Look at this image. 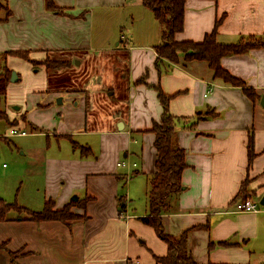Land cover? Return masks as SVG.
<instances>
[{
  "label": "crops",
  "instance_id": "1",
  "mask_svg": "<svg viewBox=\"0 0 264 264\" xmlns=\"http://www.w3.org/2000/svg\"><path fill=\"white\" fill-rule=\"evenodd\" d=\"M54 2L60 11L48 9L45 0H7L11 15L0 21V52L26 50L34 60L60 52L75 64L78 56L89 63V77L92 73L95 80L88 86L89 105L82 98L61 97L55 89L59 93L37 101L29 114L26 105L10 115L19 116L14 127L26 131L21 136L29 135L31 122L40 130L31 129V135L45 137V145L29 151L28 174L41 181L34 194L56 207L76 195L79 203L72 211L81 218L70 224L0 221V242H6V249L0 246V264H161L155 256L167 254L168 244L141 220L149 213L146 194L156 169L151 128L164 111L157 87L171 96L170 113L186 118L176 121L175 137L185 150L183 189L175 208L161 215L165 232L176 238L186 233L196 264H264V46L220 59L254 88L257 96L251 98L242 87L214 76L205 60L186 61L181 55L179 63L164 59L156 65L162 24L143 0ZM221 16L218 41L264 39V0H186L184 26L176 38L201 41ZM8 66L18 75L10 80L9 93L22 74L36 79L33 73L39 71L43 87L48 82L44 64L35 68L9 55ZM118 80H125V95L104 111L100 90L116 87ZM121 160L130 169L118 165ZM244 197L257 200L261 209L237 211L235 202ZM8 250L20 255L12 259Z\"/></svg>",
  "mask_w": 264,
  "mask_h": 264
},
{
  "label": "trees",
  "instance_id": "2",
  "mask_svg": "<svg viewBox=\"0 0 264 264\" xmlns=\"http://www.w3.org/2000/svg\"><path fill=\"white\" fill-rule=\"evenodd\" d=\"M46 7L52 11H60L54 0H45ZM186 0H143L146 7L152 10L157 20L162 24V40L155 45L158 54L156 65L166 59L179 63L181 55L183 60H205L214 72V76L221 78L224 82L240 86L251 98L257 96L254 88L247 86L246 82L230 73L220 62V59L227 54L244 53L252 48L264 46V39L256 36H249L247 39H240L235 43H222L217 39V27L222 17L216 20L214 29L207 33L203 40H178L176 34L184 26V8ZM11 15L7 0L0 1V21L6 20ZM9 55H17L28 60L37 68L44 64L49 73L50 87L52 82L60 80L52 72L60 67H68L70 60H34L26 50H9L0 52V100L7 96V88L10 82L12 70L8 66ZM52 88V87H51ZM158 97L163 105V114L159 122H155L151 131L155 133V147L157 151L156 169L149 176V189L147 191V202L149 213L141 217V220L152 226L157 234L167 242L168 252L163 256H155L161 264H196L188 251L186 233L176 238L167 234L164 230L161 215L173 210L177 203L178 194L183 189L181 175L187 166L185 161V150L175 142L177 134L176 121L185 120L183 117H176L169 111L168 104L171 96L165 94L159 87ZM4 110L0 109V118H5ZM201 118V116H198ZM198 118V119H199ZM31 129L38 131V126L29 122ZM40 131V130H39ZM253 138L249 143V159L253 158ZM89 150V148H87ZM89 152V151H88ZM79 201L70 200L62 207H56L53 200H48L41 210H34L27 206L18 204L17 201L8 202L0 197V221L21 218L22 220H59L66 224L81 218V215L72 211V207ZM11 211H16L17 216H10ZM221 244L226 242H220ZM0 246L6 249V242H0ZM11 258L20 255L19 252L8 250Z\"/></svg>",
  "mask_w": 264,
  "mask_h": 264
},
{
  "label": "rangeland",
  "instance_id": "3",
  "mask_svg": "<svg viewBox=\"0 0 264 264\" xmlns=\"http://www.w3.org/2000/svg\"><path fill=\"white\" fill-rule=\"evenodd\" d=\"M69 58L73 59L72 56H64L60 52H47L42 58V61L47 59L59 62L64 59L68 60ZM78 59L80 60L79 64H75L77 61L75 60V62H71L69 65L70 67H60L52 71L57 77L62 76L60 80L52 82V88L50 87L49 76L48 82L43 87V74L39 71H35L33 74L36 75V79L22 74L21 79L14 83V89L10 91V93L7 91L6 98L0 100V109H3L6 115L5 118H0V197L8 202L17 201L18 204L29 206L34 210H41L44 205L40 201L39 196H36V193L34 194L35 188L41 186L40 178L28 174L27 167L31 165L29 151L32 147L45 145V137L42 135L32 136L29 132L31 130L29 126L27 128L29 130H27L28 136H21L13 133L14 128H17L14 126L19 123L17 121L19 116L15 118L11 116L15 112H20L21 110V108L17 109L15 106H22L24 108V106L27 105L25 108L28 110L29 114L31 107H33L37 101L42 103L47 102L55 92L57 93L58 91H53L55 89H60L61 93H58L61 97L72 96L82 98L86 100L89 105L91 92L88 86L95 80L91 78L92 73L89 77L91 71L88 68V61L82 64V57L78 56ZM124 66H126L125 63ZM99 80L100 78L97 81ZM124 81L125 80H118L116 87L113 85H106L101 88L100 95L98 96L103 98L102 102L106 100V102L101 103V107H103L104 111H108L109 108L112 107V102H118V99L125 95L124 91H122ZM117 86L118 88L120 87L118 94L116 91ZM36 87L43 88L37 90ZM14 98L20 99L22 103L13 102ZM9 101H11V103ZM34 113L35 112H33L32 115ZM23 119H26V116H23ZM28 187L29 189H27ZM37 195H40V193H37ZM141 196H143V194ZM143 202V198L138 200L139 205ZM17 213L16 211H11L10 216L15 217Z\"/></svg>",
  "mask_w": 264,
  "mask_h": 264
},
{
  "label": "built area",
  "instance_id": "4",
  "mask_svg": "<svg viewBox=\"0 0 264 264\" xmlns=\"http://www.w3.org/2000/svg\"><path fill=\"white\" fill-rule=\"evenodd\" d=\"M13 133L19 135H25L26 131L21 130L19 128H14ZM118 165L130 169V163L126 162L125 160L119 161ZM130 172L131 171L127 172V177L130 175ZM235 205H236V210L240 212H258L261 209L260 203L257 200H254L252 197H244L240 200H237L235 202ZM126 217H128L127 214Z\"/></svg>",
  "mask_w": 264,
  "mask_h": 264
},
{
  "label": "water",
  "instance_id": "5",
  "mask_svg": "<svg viewBox=\"0 0 264 264\" xmlns=\"http://www.w3.org/2000/svg\"><path fill=\"white\" fill-rule=\"evenodd\" d=\"M18 79V75H17V73H16V71H12V74H11V78H10V80L11 81H16ZM263 101H264V96H263ZM61 101V98H59V102ZM264 103V102H263ZM15 107H18V106H15ZM119 126V128H121V125L119 124L118 125ZM77 196L76 195H74V196H72V199L73 200H77ZM261 204H264V197L262 198V200H261Z\"/></svg>",
  "mask_w": 264,
  "mask_h": 264
}]
</instances>
